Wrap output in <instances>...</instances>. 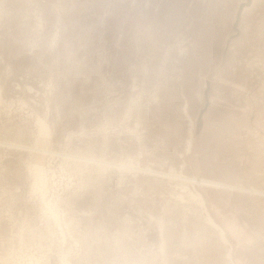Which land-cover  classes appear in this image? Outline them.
Here are the masks:
<instances>
[{
    "label": "rangeland",
    "instance_id": "rangeland-1",
    "mask_svg": "<svg viewBox=\"0 0 264 264\" xmlns=\"http://www.w3.org/2000/svg\"><path fill=\"white\" fill-rule=\"evenodd\" d=\"M0 264H264V0H0Z\"/></svg>",
    "mask_w": 264,
    "mask_h": 264
},
{
    "label": "bare ground",
    "instance_id": "bare-ground-1",
    "mask_svg": "<svg viewBox=\"0 0 264 264\" xmlns=\"http://www.w3.org/2000/svg\"><path fill=\"white\" fill-rule=\"evenodd\" d=\"M216 225V224H215ZM223 232V231H222Z\"/></svg>",
    "mask_w": 264,
    "mask_h": 264
}]
</instances>
